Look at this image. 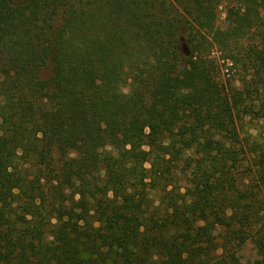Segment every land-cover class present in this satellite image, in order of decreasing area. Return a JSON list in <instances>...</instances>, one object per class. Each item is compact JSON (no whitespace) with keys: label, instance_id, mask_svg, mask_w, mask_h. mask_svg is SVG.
<instances>
[{"label":"trees","instance_id":"1","mask_svg":"<svg viewBox=\"0 0 264 264\" xmlns=\"http://www.w3.org/2000/svg\"><path fill=\"white\" fill-rule=\"evenodd\" d=\"M0 117V264H264V0H0Z\"/></svg>","mask_w":264,"mask_h":264},{"label":"rangeland","instance_id":"2","mask_svg":"<svg viewBox=\"0 0 264 264\" xmlns=\"http://www.w3.org/2000/svg\"><path fill=\"white\" fill-rule=\"evenodd\" d=\"M225 7L222 6L220 8L219 11V17H218V26L219 27H225ZM212 56L215 57L217 59V61L222 62L221 60V53L217 51L216 48H214V52L212 53ZM240 77V72H238V70H226V68L223 69L222 73H221V79L223 81H233L234 79H238ZM237 85L239 84V82H235ZM1 120V117H0ZM242 257L245 260H250V259H254L255 258V250L252 247V245H249L248 247L244 248L242 251Z\"/></svg>","mask_w":264,"mask_h":264}]
</instances>
